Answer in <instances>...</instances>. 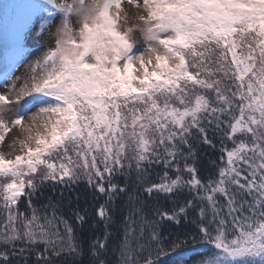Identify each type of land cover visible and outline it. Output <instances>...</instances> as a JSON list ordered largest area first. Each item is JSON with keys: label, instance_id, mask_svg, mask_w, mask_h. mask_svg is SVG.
<instances>
[{"label": "snow or ice", "instance_id": "6c2138e0", "mask_svg": "<svg viewBox=\"0 0 264 264\" xmlns=\"http://www.w3.org/2000/svg\"><path fill=\"white\" fill-rule=\"evenodd\" d=\"M0 264H264V0H0Z\"/></svg>", "mask_w": 264, "mask_h": 264}]
</instances>
